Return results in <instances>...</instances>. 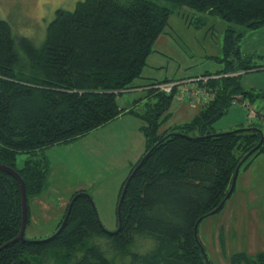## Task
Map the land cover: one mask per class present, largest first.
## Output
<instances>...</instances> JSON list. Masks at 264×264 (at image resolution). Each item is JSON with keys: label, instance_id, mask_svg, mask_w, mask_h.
Returning a JSON list of instances; mask_svg holds the SVG:
<instances>
[{"label": "trees", "instance_id": "trees-1", "mask_svg": "<svg viewBox=\"0 0 264 264\" xmlns=\"http://www.w3.org/2000/svg\"><path fill=\"white\" fill-rule=\"evenodd\" d=\"M182 10L196 16L197 27L214 16L227 23L220 60L225 67L203 75L206 83L197 81L200 90L213 95L200 104V112L160 133L178 97L159 86L184 80L134 84L143 78L170 17ZM263 27L264 0H84L73 11L57 10L40 47L16 39L10 24L0 21V163L24 180L29 212L31 199L47 190L50 164L44 152L51 147L77 141L125 115L142 119L147 147L131 167L119 201L148 155L129 184L119 231H106L92 196L80 190L69 201L63 231L57 234L64 220L38 241L14 242L22 227V193L19 182L0 170V264H127V258L129 264H209L199 226L225 200L238 166L264 137L258 122L228 133L215 130L234 105L264 99V92L247 91L241 83L243 75L264 68L254 62L258 55L241 51L245 35ZM138 89L146 91L143 97L121 107L118 96ZM142 102L144 114L136 111ZM263 153L264 142L241 170ZM19 154L28 155L22 168ZM244 262L264 264V253L256 260L246 253L231 259V264Z\"/></svg>", "mask_w": 264, "mask_h": 264}, {"label": "rangeland", "instance_id": "rangeland-1", "mask_svg": "<svg viewBox=\"0 0 264 264\" xmlns=\"http://www.w3.org/2000/svg\"><path fill=\"white\" fill-rule=\"evenodd\" d=\"M81 1L84 0H0V21L10 24L16 39L25 37L40 47L46 40L47 28L55 19L57 10L73 11ZM193 17L196 16L192 12L184 10L172 14L165 32L147 58L143 78L134 86L166 79L189 82L190 78H201L225 67L220 60L224 54L227 23L214 16L205 26L197 27ZM241 51L243 55H258L254 62L264 65V27L245 35ZM241 83L247 91L259 90L264 85V71L243 75ZM138 90L120 94L118 102L121 107L133 105L134 100L146 93ZM259 106L260 103L255 101L253 107ZM143 107L144 103L136 111L144 114ZM200 110L197 101L174 98L170 118L163 123L160 133L171 126L191 121ZM125 116L77 141L54 146L44 152L50 164L48 187L30 201L28 240L38 241L53 235L64 220L71 197L80 190L92 196L106 231L118 230L120 190L131 167L141 159L147 147L142 131L143 120L135 115ZM250 125L253 124L249 122L247 109L234 105L215 124V130L228 133ZM260 128L264 132V127L260 125ZM27 158V154H19L17 167L22 168ZM257 158L250 169L240 171L236 191L226 209L208 217L199 226L198 236L211 264H231L232 257L238 253H246L253 260L258 253H264V153ZM241 191L249 195L247 204L243 205L238 218V228H229L227 208L232 206L231 200L234 202ZM115 264H123V261H115Z\"/></svg>", "mask_w": 264, "mask_h": 264}, {"label": "water", "instance_id": "water-1", "mask_svg": "<svg viewBox=\"0 0 264 264\" xmlns=\"http://www.w3.org/2000/svg\"><path fill=\"white\" fill-rule=\"evenodd\" d=\"M263 142H264V137H262L261 142L242 160L241 164L238 166V168H237V170L235 172V175H234V178H233V182H232V187H231V189H230L227 197L222 202V204L214 212L211 213V215H215L216 213H218L220 210L223 209V207L225 206L226 202L228 201V199L233 194V191H234V189L236 187L237 179H238V176H239V173H240V170H241L242 165L249 158V156H251L255 151H257L258 149L261 148V146L263 145ZM147 157H148V155L143 158L142 162L134 170V172L130 175L128 181L126 182V185L124 187L123 193L121 195V198H120V201H119V204H118L119 228H118L117 231H119L121 229V227H122L121 208H122V204H123L125 195L127 193L129 184H130L131 180L133 179L134 175L136 174V172L141 168V166L143 165V163L145 162V160L147 159ZM0 170L8 173L11 176H13L19 182L20 189H21V193H22V207H23L22 208V213H23V220H22V227H21L19 236L14 240V242H16V241H24V240H26V237L25 236H26V231H27L28 221H29L28 199H27V191H26L25 182H24V180L20 177V175L15 170H13L12 168H10V167H8L6 165H3V164L0 163ZM92 204H93V207L96 210V207H95V204H94L93 200H92ZM72 205H73V201L70 203V207H69L67 216L64 219V221H63V223H62L59 231L57 232V234L60 233L61 231H63V229L65 228L66 223L68 221V217L70 215V211H71ZM96 212H97V210H96ZM97 216H98V213H97ZM98 219H99V217H98ZM202 251H203V254L206 257V259H208L207 256H206V252H205V250H204L203 247H202Z\"/></svg>", "mask_w": 264, "mask_h": 264}, {"label": "built area", "instance_id": "built-area-1", "mask_svg": "<svg viewBox=\"0 0 264 264\" xmlns=\"http://www.w3.org/2000/svg\"><path fill=\"white\" fill-rule=\"evenodd\" d=\"M203 80L204 83L208 80V78H196L190 79L187 81H173L169 83H164L159 86V89L166 94H176L178 99L180 100H188L191 102L197 101L198 103L207 102L210 97L209 93L206 91L200 90L198 87L197 81ZM242 106L248 111V119L253 122H258L259 124L264 126V113L257 112L255 109L251 108L248 101H243Z\"/></svg>", "mask_w": 264, "mask_h": 264}, {"label": "crops", "instance_id": "crops-1", "mask_svg": "<svg viewBox=\"0 0 264 264\" xmlns=\"http://www.w3.org/2000/svg\"><path fill=\"white\" fill-rule=\"evenodd\" d=\"M248 54H250V53H246L245 55H248ZM261 71H264V68L261 70ZM255 72H260V71H255ZM136 91H138V90H136ZM253 91H255V92H264V85L263 86H261L260 87V89L259 90H257V89H253ZM141 97H143V95L141 96ZM140 97V98H141ZM134 101H136V100H134ZM256 101H258L259 103H260V106L258 107V108H254L253 106H254V102L253 103H249V105H250V107L251 108H254L256 111H260V112H263L264 113V99H258V100H256ZM132 106V105H131ZM131 106H129V107H127V108H130ZM198 114V113H197ZM126 117V116H125ZM249 122L251 123V124H255V123H257L256 121L255 122H253V121H250L249 120ZM260 156H258V158H259ZM257 158V159H258ZM252 166V165H251ZM250 166V167H251ZM250 169V168H249ZM244 183H245V180H244ZM247 183V182H246ZM245 186V185H244ZM234 195V194H233ZM232 195V196H233ZM249 197V195H247L245 192H243V191H241L240 192V194L237 196V201H236V199L234 200V202H232V200H231V202L230 203H232L231 205L232 206H229L228 208H227V211L229 212V215H228V217H227V221H229V228H238V221H239V217H240V215H241V213H242V211H243V205H245V204H247V198ZM232 198V197H231ZM230 201V200H229ZM228 201V202H229ZM227 205H228V203L226 204V207H227ZM44 207H47V206H44ZM226 207H225V209H226ZM246 207V206H245ZM231 214V215H230ZM221 228H226L225 226H221ZM221 233H222V231H221ZM220 233V234H221Z\"/></svg>", "mask_w": 264, "mask_h": 264}, {"label": "bare ground", "instance_id": "bare-ground-1", "mask_svg": "<svg viewBox=\"0 0 264 264\" xmlns=\"http://www.w3.org/2000/svg\"><path fill=\"white\" fill-rule=\"evenodd\" d=\"M196 102V101H195Z\"/></svg>", "mask_w": 264, "mask_h": 264}]
</instances>
